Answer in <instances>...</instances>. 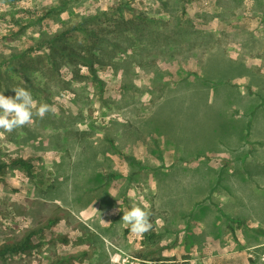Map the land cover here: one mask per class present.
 I'll return each instance as SVG.
<instances>
[{
  "label": "rangeland",
  "instance_id": "obj_1",
  "mask_svg": "<svg viewBox=\"0 0 264 264\" xmlns=\"http://www.w3.org/2000/svg\"><path fill=\"white\" fill-rule=\"evenodd\" d=\"M13 87L55 113L0 130L35 163L0 178V245L40 242L0 264H264V0H0Z\"/></svg>",
  "mask_w": 264,
  "mask_h": 264
},
{
  "label": "clouds",
  "instance_id": "obj_2",
  "mask_svg": "<svg viewBox=\"0 0 264 264\" xmlns=\"http://www.w3.org/2000/svg\"><path fill=\"white\" fill-rule=\"evenodd\" d=\"M14 96H6L0 92V130L11 133L17 128L30 125L33 117L43 119L55 108L47 103L37 105L29 90L24 87H13ZM123 223L136 234H143L152 228L150 212L136 203L129 210L123 211Z\"/></svg>",
  "mask_w": 264,
  "mask_h": 264
},
{
  "label": "trees",
  "instance_id": "obj_3",
  "mask_svg": "<svg viewBox=\"0 0 264 264\" xmlns=\"http://www.w3.org/2000/svg\"><path fill=\"white\" fill-rule=\"evenodd\" d=\"M43 43H40L35 47V50L41 49ZM33 49V48H30ZM23 169L27 172H31L35 169V163L31 158H26L23 156L13 157L8 161H0V178L4 176L8 168ZM37 230H31L23 239L20 241H9L0 245V258L6 257L10 254H22L28 253L38 246L40 242L34 241V236Z\"/></svg>",
  "mask_w": 264,
  "mask_h": 264
},
{
  "label": "built area",
  "instance_id": "obj_4",
  "mask_svg": "<svg viewBox=\"0 0 264 264\" xmlns=\"http://www.w3.org/2000/svg\"><path fill=\"white\" fill-rule=\"evenodd\" d=\"M113 264H175L172 260H151L129 254L123 250H115L112 255Z\"/></svg>",
  "mask_w": 264,
  "mask_h": 264
}]
</instances>
